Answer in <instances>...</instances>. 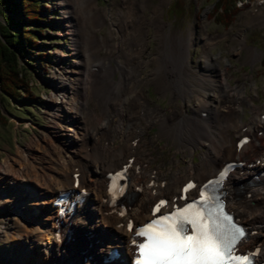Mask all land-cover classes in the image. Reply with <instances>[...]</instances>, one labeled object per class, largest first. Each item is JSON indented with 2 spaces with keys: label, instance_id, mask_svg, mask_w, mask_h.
Returning <instances> with one entry per match:
<instances>
[{
  "label": "bare ground",
  "instance_id": "6f19581e",
  "mask_svg": "<svg viewBox=\"0 0 264 264\" xmlns=\"http://www.w3.org/2000/svg\"><path fill=\"white\" fill-rule=\"evenodd\" d=\"M158 1L148 19L144 13H136L137 4L143 6L144 1L126 0L116 20L108 11L101 13L96 0L56 1L75 60L71 68L61 69L48 94L49 126L32 138L25 150H19L15 164L0 166V214L15 226V230L2 233L4 240L14 243L6 246L0 264H130L133 253L127 239L131 234L120 226V216L107 212L104 201L106 174L129 157H133L132 186L137 181L142 183L130 209L137 223L149 218L153 201L161 195L176 194L185 180L202 183L226 162L245 161L230 175V181L243 188L229 190L228 207L256 230L248 244L258 241L264 251V177L251 179L264 169V130L257 136L264 127V118H260L264 111L254 110L241 85L229 83L227 67L207 64L204 73L190 71L193 31L186 35L166 32V25L156 18L165 0ZM146 23L161 37L149 80L139 76L144 64L140 57L147 46L143 36ZM102 24L107 26V35L96 33ZM112 28L120 39H115ZM216 37L206 36L205 49ZM239 38L243 46L245 38ZM210 70L217 73L216 79ZM115 71L119 72L117 79L113 77ZM142 81L154 83L158 90L168 89L172 96L193 92L189 111L177 106L166 115L158 106H151L139 86ZM244 103L252 107L246 123L238 116ZM202 111L207 112L205 117L200 115ZM153 125L157 127L153 138L167 141L176 152L185 153L183 157L188 154L183 166L172 155L169 167L162 164L154 171L150 168L154 155L149 147L153 143L145 134ZM243 134H249L250 140L236 150V138ZM135 138L138 141L133 144ZM197 148L202 150L194 160L192 152ZM75 172L79 173L78 189L84 188L88 194L62 219L60 228L68 232V238L58 241L54 237L59 219L52 202L63 190L76 193L72 187ZM29 216L32 218L27 220ZM30 234L35 238L27 244L22 238ZM112 249L118 250L122 262L102 260Z\"/></svg>",
  "mask_w": 264,
  "mask_h": 264
},
{
  "label": "rangeland",
  "instance_id": "374dc122",
  "mask_svg": "<svg viewBox=\"0 0 264 264\" xmlns=\"http://www.w3.org/2000/svg\"><path fill=\"white\" fill-rule=\"evenodd\" d=\"M56 1L43 0V7L48 12L47 17L44 21L38 22V24L29 25L33 29L38 26L42 28L39 37L40 46L30 49L34 51V54L46 53L47 57L45 59L37 58L39 60L35 59L32 62L28 59L21 61L29 71L28 79L32 94L30 98L22 99L24 102L22 105H18L11 100H8V103H4L5 109H2V113L7 117V122L5 126L0 125V166L5 164V162L15 164L19 150H25L32 138L40 135L49 126L48 104L50 103L49 95L52 93L54 81L60 77L62 68H71L74 64L75 57L72 53V44L69 36L64 34L61 13L59 8L55 6ZM125 1L96 0V4L101 13L104 10L108 11V13H111L112 20H116L119 18L118 11L124 7ZM142 1L145 4L140 7V4H137L136 13H144L148 19H151V12L159 4V1ZM212 5L213 2L211 0H165L161 5V12L156 18L166 25V32L186 35L190 29L193 31V42L189 49L190 71L193 74L204 73L207 64L210 66L219 64L221 67H227L229 83L231 85H241L244 96L252 99L254 110L264 111V65L261 63L264 56V0H237L236 6L239 11L227 26L216 23L213 17L208 15ZM112 29L115 39H120L114 28ZM145 29L143 36L146 39L147 46L140 57L144 64L140 69L139 76L142 79L149 80L151 78L150 71L156 65L157 54L161 46V37H158V34H156V31L149 23H146ZM96 33L97 35H107V26L104 24L100 25ZM207 35H211V37L218 35V37L213 39V44L205 49L203 41ZM240 36L245 38L243 46H241L239 40ZM105 55L106 53L102 51V56L105 57ZM170 55L171 53L166 58H169ZM113 58L110 59V64L114 67ZM120 60H123V57ZM27 61L32 63L33 66L31 68L33 70L25 64ZM167 62L170 65H175L172 60H167ZM209 73L214 79L217 78V73L214 70H210ZM113 77L117 79L119 72L115 71ZM191 80L196 84L198 83L194 79ZM139 86L143 89L149 104L161 108L162 113L171 114L170 109L177 108V106L189 111L194 96L193 92L183 91L181 96H172L168 89L158 90L155 84L150 81L147 83L142 81ZM194 89L201 92L198 88ZM250 108L252 109L248 103L242 105V111L238 114L242 122H248L252 116ZM8 109L19 114L13 116L8 112ZM156 131L157 127L153 125L147 128V134H145L146 140L151 139L153 143L150 144L149 148L154 155V158H152L154 166H162L163 164L164 167H169V160L172 155H175L179 160V166H183L184 160L189 158L188 152H186L187 156L183 157L185 153L176 152L173 145L166 144L167 141L161 138H153ZM115 144L118 145L120 142L115 140ZM201 150L202 148H197L192 152L194 160H197ZM173 162L176 163L174 159ZM171 168L174 169V166ZM11 208L12 205L8 207V209ZM2 216L3 213L0 214V229L3 230L0 231V262L6 246L14 243V241L4 240L2 233L10 229L15 230L13 221L11 219H2ZM32 216L26 217L27 220H30ZM33 238L35 236L30 234L27 237H23L22 240L30 244V240Z\"/></svg>",
  "mask_w": 264,
  "mask_h": 264
},
{
  "label": "snow or ice",
  "instance_id": "6c2138e0",
  "mask_svg": "<svg viewBox=\"0 0 264 264\" xmlns=\"http://www.w3.org/2000/svg\"><path fill=\"white\" fill-rule=\"evenodd\" d=\"M200 196H204L203 191ZM165 203L161 200L154 211ZM196 204H203L207 214L200 210L190 213ZM128 227L132 230L131 224ZM136 235L148 237L146 243L137 245L142 259H137L136 264H226L225 257L231 258L233 245L244 236V230L224 212L222 203L214 202V207H208L206 201H196L178 212L160 216L138 229Z\"/></svg>",
  "mask_w": 264,
  "mask_h": 264
},
{
  "label": "trees",
  "instance_id": "16d2710c",
  "mask_svg": "<svg viewBox=\"0 0 264 264\" xmlns=\"http://www.w3.org/2000/svg\"><path fill=\"white\" fill-rule=\"evenodd\" d=\"M211 1L213 5L208 15L216 23L229 25L239 11L237 0ZM42 2L43 0H0V125L3 126L7 122V117L2 113L4 103L11 100L22 105V99L30 98L32 94L29 71L21 61L28 59L32 62L37 58L47 57L46 53L34 54L31 50L40 46L42 28L38 26L33 29L29 25L44 21L48 15ZM261 63L264 65V56ZM25 64L33 70L32 63L27 61ZM8 112L13 116L19 114L10 110Z\"/></svg>",
  "mask_w": 264,
  "mask_h": 264
}]
</instances>
